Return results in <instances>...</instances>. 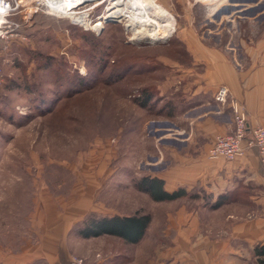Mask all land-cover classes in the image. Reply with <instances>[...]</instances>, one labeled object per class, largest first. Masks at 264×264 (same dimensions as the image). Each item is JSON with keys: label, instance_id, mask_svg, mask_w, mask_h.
Returning <instances> with one entry per match:
<instances>
[{"label": "rangeland", "instance_id": "1", "mask_svg": "<svg viewBox=\"0 0 264 264\" xmlns=\"http://www.w3.org/2000/svg\"><path fill=\"white\" fill-rule=\"evenodd\" d=\"M154 1L176 19L173 36L156 43L152 39L136 40L123 19L94 28L99 16L107 14L108 6H112L111 0L80 7L97 4L90 17L93 26H84L87 30L76 25L72 18L49 14L42 0H23L14 17L20 25L17 29L20 36L0 40L4 79L0 86L2 241L13 243L28 236L29 212L36 196L45 189L60 198L69 197L74 189L82 193L86 190L95 193L96 202L106 205L109 211L127 215L139 211L152 213L159 225L166 213H174L180 203L210 204L205 195L196 202L185 197L172 204L154 203L148 194L134 186L136 179L170 167L169 147L163 149L161 164L155 162V156L159 155L157 130L168 129L169 118L155 117L138 106L131 95L145 86L156 92L164 90V95H177L175 86L170 87L168 81L170 78L182 81L179 76L182 69L192 66L193 60L184 51L185 39L191 37L184 33L189 30L197 31L202 43L220 45L239 70L247 71L250 53L243 51L242 40L253 45L264 38V0H229L214 14L208 5L197 0ZM78 27L90 32H78L75 29ZM45 56L64 71L79 72L82 76L95 70L99 57L107 59L109 65L120 58L141 63L150 58L157 71L151 76H128L123 82L98 84L64 98L56 111L40 116L33 114L32 97L41 95V91L52 97L67 92L60 82L53 80L56 71L43 70ZM154 78L164 80L155 83ZM37 83L42 86L36 91ZM25 85H30L34 92H26ZM155 99L159 100L157 96ZM165 145L169 143L162 146ZM261 181L264 184V176ZM253 187L242 179L238 184L240 190L231 196L229 203H247L249 195L264 196V186ZM148 239L146 251L154 245L153 239ZM86 245L76 246L72 258H83L80 253L86 250Z\"/></svg>", "mask_w": 264, "mask_h": 264}, {"label": "crops", "instance_id": "2", "mask_svg": "<svg viewBox=\"0 0 264 264\" xmlns=\"http://www.w3.org/2000/svg\"><path fill=\"white\" fill-rule=\"evenodd\" d=\"M184 34L191 36L185 43L193 62L182 69V81H168L178 93L165 95L173 116L167 119L168 129L157 130L159 155L155 162L162 161L163 149L169 147L170 167L159 169L153 176L165 181L169 193L184 188L188 194H198L194 202L205 195L210 204L180 203L174 213H166L161 225L151 213L147 232L139 242L131 243L114 235L84 238L79 230L89 216L132 215L109 211L96 202L95 193L86 190L74 189L71 197L60 198L45 189L36 196L29 212L28 236L13 243L0 239V264H70L75 247L87 243L80 255L90 263L264 264V256L255 251L257 246H264V196L249 195L247 203L213 208L220 197L229 200L235 195L242 179L253 188L264 186L257 149L247 147L245 155L234 161L208 157L217 136L234 132L230 103L216 100L222 88L245 106L252 128L264 129V38L253 45L242 40L243 51L250 53L249 67L244 71L220 45L202 43L195 30ZM166 143L169 146L163 147ZM148 238L154 245L146 251Z\"/></svg>", "mask_w": 264, "mask_h": 264}, {"label": "trees", "instance_id": "3", "mask_svg": "<svg viewBox=\"0 0 264 264\" xmlns=\"http://www.w3.org/2000/svg\"><path fill=\"white\" fill-rule=\"evenodd\" d=\"M37 18H40V16H38ZM64 21L67 22V20ZM31 28L32 26L30 27V29ZM75 29H77L76 31L78 32H90V30L85 31L84 29L79 27ZM128 44L134 45V43ZM184 48L186 56L192 61V56L188 52L186 46ZM99 60L100 62H96V64L94 65V71L89 70L87 76H82L79 72L70 70L64 71L61 65H56L53 59L45 56L42 63L44 64L43 70L45 72L56 71L53 80L55 82H60V85L62 87L67 88V92L59 95H54L56 97H52V95H50V97L45 95L41 91V95H35L31 98V100L33 99L32 109L35 112L33 114L45 116L50 112H54L58 108V103L64 98L73 97L74 94L85 92L98 84H112L113 82H123L127 79L128 76H151L153 73H156L155 71H157L153 67L151 63L152 59L150 58L145 59L144 63H141V61L137 62L120 58L113 60L110 65L109 62L106 61L107 59H104V57H99ZM160 80L161 78H154L155 83H161L164 78L161 81ZM41 86L42 83H37L36 91L39 90ZM154 86L155 85H153V87ZM25 88L27 89L26 92L28 93L34 92L30 85H25ZM150 88V86L139 88L137 93L131 95L134 98L135 103L141 108L146 109L149 113H153L155 117L171 118L173 116L171 112V103L168 99L165 98L164 90L160 89L159 92H156L152 91V89ZM155 96L159 98L158 101L155 99ZM134 186L140 191L148 194L150 198L155 202H173L185 197H189L192 199L198 197V195L195 194H188V192L184 188H180L173 193H169L165 189V181L156 176H144L138 178L134 181ZM226 200L227 197H220L219 200L213 205V208H217L222 204L229 203L230 199L228 201ZM151 221L152 216L141 211L132 216L126 217L108 218L89 216L80 228L79 233L84 238L114 235L131 243H137L141 240L145 232H147ZM255 251L259 256H264V246H257Z\"/></svg>", "mask_w": 264, "mask_h": 264}, {"label": "bare ground", "instance_id": "4", "mask_svg": "<svg viewBox=\"0 0 264 264\" xmlns=\"http://www.w3.org/2000/svg\"><path fill=\"white\" fill-rule=\"evenodd\" d=\"M97 1L98 0H42L50 14L66 19L72 18L73 22L85 27L93 26V24L89 20L88 12H79L78 9L85 3H97ZM111 1L112 6H108L107 14L101 17L100 21L93 26L94 28L98 29L102 27V25H104V20L113 18V20H125L126 26L129 27L128 29L136 40L152 39L153 42H163L172 37L175 33V17L164 6L157 4L154 0ZM197 1L208 5L212 14L217 12L225 3L229 2V0Z\"/></svg>", "mask_w": 264, "mask_h": 264}, {"label": "built area", "instance_id": "5", "mask_svg": "<svg viewBox=\"0 0 264 264\" xmlns=\"http://www.w3.org/2000/svg\"><path fill=\"white\" fill-rule=\"evenodd\" d=\"M22 3L23 0H0V40H7L10 37L13 38L20 36L17 32V29L20 28V25L16 23L14 17L18 14ZM42 4L45 6L43 2ZM93 5H95V7L85 6L84 9L79 7L78 11H87L90 20V17H92L94 14L95 8H97V4L93 3ZM45 8L48 11L46 6ZM48 13L50 14L49 11ZM102 16H99V19H101ZM90 21L93 23L92 20ZM94 24H96V22ZM76 25H80L81 27L85 28L81 24ZM2 84H4V79L0 64V86ZM216 100L222 103H230L233 112L234 132L229 135L217 136L212 148L208 153V157L211 160L225 159L227 161H234L235 159L245 155L247 147H255L258 151L261 169L264 174V129L261 127H251L249 115L245 106L237 101V99L232 97L227 88L224 87L217 93ZM70 264H99V262L96 261L90 263L83 258L75 257L72 259Z\"/></svg>", "mask_w": 264, "mask_h": 264}, {"label": "water", "instance_id": "6", "mask_svg": "<svg viewBox=\"0 0 264 264\" xmlns=\"http://www.w3.org/2000/svg\"><path fill=\"white\" fill-rule=\"evenodd\" d=\"M239 13H241V12H239ZM218 18H219V17H217V19H218ZM111 22H112V23H114V22H118V20H113V18H108V19L105 20V23H111ZM126 28H127V30H129V29H128L129 27L126 26ZM102 29H103V28H101V30H102ZM165 41H166V40H165ZM150 42H152V41H150ZM153 43H156V42H153Z\"/></svg>", "mask_w": 264, "mask_h": 264}]
</instances>
